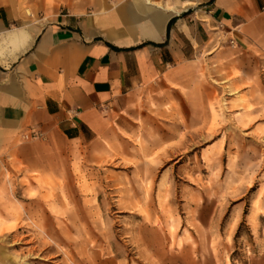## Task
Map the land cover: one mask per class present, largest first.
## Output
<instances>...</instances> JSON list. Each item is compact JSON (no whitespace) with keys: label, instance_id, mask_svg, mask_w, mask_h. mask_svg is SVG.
Here are the masks:
<instances>
[{"label":"rangeland","instance_id":"rangeland-1","mask_svg":"<svg viewBox=\"0 0 264 264\" xmlns=\"http://www.w3.org/2000/svg\"><path fill=\"white\" fill-rule=\"evenodd\" d=\"M125 1L0 5L34 21ZM209 52L183 103L131 142L100 153L56 143L5 162L0 264H264V53L221 37Z\"/></svg>","mask_w":264,"mask_h":264},{"label":"crops","instance_id":"crops-1","mask_svg":"<svg viewBox=\"0 0 264 264\" xmlns=\"http://www.w3.org/2000/svg\"><path fill=\"white\" fill-rule=\"evenodd\" d=\"M216 37L264 53V0L100 2L34 21L0 5V168L56 143L104 152L160 125ZM33 129L44 142L19 143Z\"/></svg>","mask_w":264,"mask_h":264},{"label":"built area","instance_id":"built-area-1","mask_svg":"<svg viewBox=\"0 0 264 264\" xmlns=\"http://www.w3.org/2000/svg\"><path fill=\"white\" fill-rule=\"evenodd\" d=\"M24 140H39L42 138V134L37 130H30L23 135Z\"/></svg>","mask_w":264,"mask_h":264},{"label":"trees","instance_id":"trees-1","mask_svg":"<svg viewBox=\"0 0 264 264\" xmlns=\"http://www.w3.org/2000/svg\"><path fill=\"white\" fill-rule=\"evenodd\" d=\"M172 23H173V21H171V22L169 23L168 29L170 28V26L172 25Z\"/></svg>","mask_w":264,"mask_h":264}]
</instances>
